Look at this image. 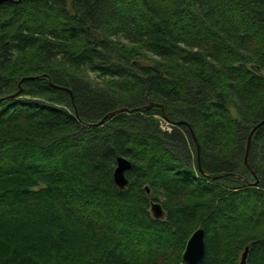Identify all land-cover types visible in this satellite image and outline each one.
Segmentation results:
<instances>
[{"label": "trees", "instance_id": "obj_1", "mask_svg": "<svg viewBox=\"0 0 264 264\" xmlns=\"http://www.w3.org/2000/svg\"><path fill=\"white\" fill-rule=\"evenodd\" d=\"M16 1L0 5V264H185L198 228L203 264L247 246L264 264V124L247 155L264 0Z\"/></svg>", "mask_w": 264, "mask_h": 264}, {"label": "water", "instance_id": "obj_2", "mask_svg": "<svg viewBox=\"0 0 264 264\" xmlns=\"http://www.w3.org/2000/svg\"><path fill=\"white\" fill-rule=\"evenodd\" d=\"M6 2H17L16 0H0V5L6 3ZM19 95V92L17 94H14L12 97H17ZM153 105V104H151ZM149 105L148 107H151ZM126 108H119L117 110L111 111L108 114H106L99 122L95 123V125H102L106 122V120L111 119L115 117L116 115L126 112ZM264 124V121L260 122L258 125H256L252 132L250 133L249 140H248V149H247V155L250 150L251 141L254 133L258 129L259 126ZM196 143L197 139H195ZM247 162V159H246ZM133 167L132 161L125 157V156H119L117 159V166L114 171V180L119 188L124 189L129 185V179L127 177V172L131 170ZM149 191V188H148ZM151 211L155 218H162L165 215V210L160 202L152 201L151 202ZM250 251V246H247L245 250L243 251L241 255V260L239 264H247L248 261V255ZM206 257V234L204 228H198L190 237L188 240L186 249L183 254L184 262L185 264H203Z\"/></svg>", "mask_w": 264, "mask_h": 264}, {"label": "rangeland", "instance_id": "obj_3", "mask_svg": "<svg viewBox=\"0 0 264 264\" xmlns=\"http://www.w3.org/2000/svg\"><path fill=\"white\" fill-rule=\"evenodd\" d=\"M165 127V126H164ZM170 128V127H169Z\"/></svg>", "mask_w": 264, "mask_h": 264}]
</instances>
